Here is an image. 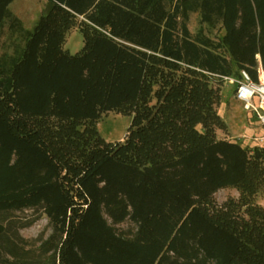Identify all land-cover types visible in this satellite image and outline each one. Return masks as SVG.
I'll return each instance as SVG.
<instances>
[{"label": "trees", "instance_id": "trees-1", "mask_svg": "<svg viewBox=\"0 0 264 264\" xmlns=\"http://www.w3.org/2000/svg\"><path fill=\"white\" fill-rule=\"evenodd\" d=\"M14 1L0 0V35H24L0 56V264H264V150L218 136L223 77L264 67V0H47L32 31ZM190 10L223 36L192 35ZM110 112L132 116L119 143L97 129ZM225 189L238 197L219 206ZM28 210L52 228L38 253L12 228Z\"/></svg>", "mask_w": 264, "mask_h": 264}, {"label": "rangeland", "instance_id": "rangeland-1", "mask_svg": "<svg viewBox=\"0 0 264 264\" xmlns=\"http://www.w3.org/2000/svg\"><path fill=\"white\" fill-rule=\"evenodd\" d=\"M48 7L47 0H15L10 6V11L22 22L24 30L32 31ZM184 22L192 35L199 32L205 33L214 40L223 36L220 26L216 29L201 23V14L198 11H188ZM24 45V35L21 32L12 33L9 24L0 35V56L3 54L13 55L17 49ZM84 47V36L79 29H73L66 38L64 50L72 55L78 54ZM231 85L225 83L222 87V99L218 111L228 126V134L218 132L219 138L237 141L245 147H254L252 137L261 134L254 118H249V112L245 111L243 103L235 99ZM132 116L110 112L102 117L97 124L100 136L108 143H119L124 140L131 126ZM246 129H249L247 131ZM252 130V131H250ZM238 197L233 189L220 190L215 194L216 203L221 206L228 198ZM36 214V215H35ZM12 228L18 232L21 244L25 249L38 253L42 242L52 233L49 221L42 213L32 210L16 212L12 215ZM29 222H31L29 225ZM121 231L134 230L131 222L118 225ZM44 264H50L51 259L42 260Z\"/></svg>", "mask_w": 264, "mask_h": 264}, {"label": "built area", "instance_id": "built-area-1", "mask_svg": "<svg viewBox=\"0 0 264 264\" xmlns=\"http://www.w3.org/2000/svg\"><path fill=\"white\" fill-rule=\"evenodd\" d=\"M258 80L255 81L248 71H240L237 77H223L228 85L235 89V99L242 102L244 108L253 112L264 130V67L257 68ZM253 142L264 150V134L255 136Z\"/></svg>", "mask_w": 264, "mask_h": 264}, {"label": "crops", "instance_id": "crops-1", "mask_svg": "<svg viewBox=\"0 0 264 264\" xmlns=\"http://www.w3.org/2000/svg\"><path fill=\"white\" fill-rule=\"evenodd\" d=\"M232 89L234 90V93H235V89H234V87H233ZM238 102H239V101H238ZM243 106H244V105H243ZM244 109H245V108H244ZM245 111H248V110L245 109ZM248 112H249V118H250V117L254 118L255 121H256V123H257V125H258V127H259L260 130H261V134H258V135H256V136H261V135H263V134H264V130H263L262 126L260 125V122H259L257 116H256L253 112H251V111H248ZM246 130L249 131V129H246ZM250 131H252V130H250ZM254 137H255V136H254ZM254 137H252V139H251L252 142H253V138H254ZM253 143H254V142H253ZM254 146H256L255 143H254Z\"/></svg>", "mask_w": 264, "mask_h": 264}]
</instances>
